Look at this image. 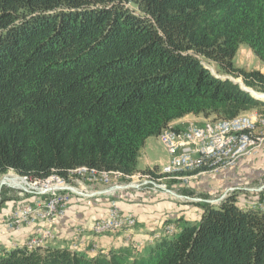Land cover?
I'll list each match as a JSON object with an SVG mask.
<instances>
[{
  "label": "trees",
  "instance_id": "1",
  "mask_svg": "<svg viewBox=\"0 0 264 264\" xmlns=\"http://www.w3.org/2000/svg\"><path fill=\"white\" fill-rule=\"evenodd\" d=\"M242 44L264 61V0H0V176L129 177L173 120L264 108L205 65L264 93V73L234 62ZM198 205L197 223L139 252L24 245L0 264H264V208L234 195Z\"/></svg>",
  "mask_w": 264,
  "mask_h": 264
},
{
  "label": "built area",
  "instance_id": "2",
  "mask_svg": "<svg viewBox=\"0 0 264 264\" xmlns=\"http://www.w3.org/2000/svg\"><path fill=\"white\" fill-rule=\"evenodd\" d=\"M223 119L221 118V125H214L213 118H211V123L186 120L181 125L172 124L170 132H160L157 137L167 157L160 164L158 171L170 174V169L179 171L181 167L195 166L197 162L220 161L222 155L228 150L236 151L233 166L241 157L255 155L264 148V113L255 111L253 116L246 119H239L237 116L236 122L230 126H223ZM254 138H261V145H254ZM68 175L74 176L70 180H67L66 176L50 180L26 181L25 185H21L20 194H32V200L31 202L21 201L10 214L6 215L5 219L2 218L3 227L10 229L13 226H31V237L23 241L29 244L38 243V240H53L55 235L52 224L65 213V205L70 196L90 192L88 188L81 187L80 184L95 182L109 184L114 178L92 180V175L84 176L76 173ZM121 186L118 185V187ZM123 186L138 187L140 185L130 181L129 184ZM39 189H47V197H38ZM261 203H264V197L260 198L256 204ZM135 225L134 215L121 212L112 201L107 214L97 219L91 228H98V234H102V228H111L114 232L123 231L126 234L128 245L140 247V243L147 242L151 235L146 236L145 239H135L133 236ZM173 225L175 224H166V229L162 233L172 231Z\"/></svg>",
  "mask_w": 264,
  "mask_h": 264
},
{
  "label": "crops",
  "instance_id": "3",
  "mask_svg": "<svg viewBox=\"0 0 264 264\" xmlns=\"http://www.w3.org/2000/svg\"><path fill=\"white\" fill-rule=\"evenodd\" d=\"M191 116L199 117L187 114L182 118L173 120L171 123L180 119L189 120ZM171 123H169L170 126H172ZM181 123L178 125H181ZM159 148L160 154H158ZM166 157L167 153L158 137L150 136L146 139L140 151L137 163L138 171L160 165L165 161ZM80 186L88 188L90 192L88 194L77 193L70 196L65 213L52 224L55 237L46 245L78 250L88 256H94L100 250L108 252L111 249L128 246L126 234L123 231L103 234H95L91 231V225L107 214L108 207L112 201L115 202L118 210L123 213H131L136 218L133 234L135 239H145L146 236L151 235L150 233L158 229L161 230L168 223L176 224V233V226L180 228L183 224L197 223L202 212L198 203L188 204L181 202L171 197L167 194L169 192L165 190L152 188L151 184L138 187H118L112 184L95 182L82 183ZM29 198L32 199V197ZM25 199H8L1 202L0 216L8 215L14 206H17L18 203ZM243 206H248V203ZM31 234V226H22L17 230L2 234L0 239L3 238L4 240H1L3 243L0 246V250L2 248H10L13 244L22 243ZM147 240L148 243L152 242L151 237Z\"/></svg>",
  "mask_w": 264,
  "mask_h": 264
},
{
  "label": "rangeland",
  "instance_id": "4",
  "mask_svg": "<svg viewBox=\"0 0 264 264\" xmlns=\"http://www.w3.org/2000/svg\"><path fill=\"white\" fill-rule=\"evenodd\" d=\"M235 64L240 67H245L246 69H259L261 70L262 73H264V61L259 59L246 44H242L239 46L237 53L235 55ZM205 65L211 68L216 74H218L216 67L213 63L205 62ZM218 75L225 76V74H218ZM235 79L239 80L240 78H235ZM254 91L255 90H252L251 92H254ZM258 93L262 95L259 97L264 99V93H261V92H258ZM255 111L258 113H261V112L264 113V108H260V109L255 108V109H252L247 112L240 113V114L249 115L251 113H255ZM208 119H211V118H204L202 116H199V117L191 116L189 118V120L194 121L196 123H204ZM182 121H186V120L180 119L171 124L178 125ZM168 127H170V125H168ZM160 153L161 152L159 148L158 154ZM159 167L160 165H157L156 169L154 168V170H151L153 172V175H151V173H148V172L146 174L139 173L141 172V170H139L136 173H134L133 176L122 178L123 176L121 175L122 176L121 178L114 177L112 181H110L109 184H112L114 186H118V185L123 186V185L129 184L130 181L138 185L151 184L152 188L154 189L159 188V190L162 189L167 192H169L168 190L172 191L167 194H169L173 198L180 200L181 202H185L188 204H193V202L198 203V202H203V201L208 202L210 204H217L222 198L228 197L230 195H234L236 198V201L242 206L245 203H248V206L254 207V208H259V205H264V203L256 204L260 198L264 197V148L255 155L241 157L237 161V163L233 166L232 164L226 167L208 166L207 168H204V169L201 168V169H196L192 171H189V170L183 171L180 174L175 175V176H165L161 174L160 171H158ZM73 173L78 174L75 171L69 174H73ZM98 174L99 173H96V175ZM17 175L19 174H17L13 170H8L6 173L2 174L0 176V179L5 182V185H3L2 188H5V193L7 192L6 194L8 196H11L12 199H17V198L25 199L26 198L24 202H31L32 199L29 197L33 196L32 194H28V193L20 194L21 188H18L19 186H16L13 184L12 186L11 183L7 182L9 180L11 181L12 178ZM142 175L143 177H141ZM73 176L74 175L67 174V177H68L67 180H70ZM51 178H58V176L56 175L48 176L44 180H48ZM31 180H36V179L26 178V181H31ZM38 197H47V191L38 190ZM203 199H207V200H203ZM67 205H68V202L65 205L64 211H66ZM15 208L16 206H14L10 212H12ZM2 218L5 219L6 215L0 216V236L2 234H5L8 231H12V230L14 231L22 227V226L20 227L13 226L10 229H5L2 224L3 223ZM175 225H173L171 232L162 233L166 229V225H164V227L161 230L158 229L150 233L152 242L148 243V240H147V242L140 243V247L132 246V245L130 246L133 248L134 251L139 252L147 244H151L157 240V238L152 237V234H154L155 232H159L160 236H166V235L170 236L171 234H175ZM176 228L178 231L179 228L177 226ZM95 234H98V233H95ZM29 237H31V235L28 236L24 241L29 240ZM2 239L3 238L0 239V246L3 243V241H1ZM49 241L51 240H42L41 245L42 246L46 245ZM14 246H24L27 248L26 242H22L19 244H13L12 247Z\"/></svg>",
  "mask_w": 264,
  "mask_h": 264
},
{
  "label": "bare ground",
  "instance_id": "5",
  "mask_svg": "<svg viewBox=\"0 0 264 264\" xmlns=\"http://www.w3.org/2000/svg\"><path fill=\"white\" fill-rule=\"evenodd\" d=\"M252 94L255 96H258V97L262 96V95H260V93L256 94L255 92H252ZM254 114L255 113H251L249 115L239 114L237 116L239 117V119H246L247 117L253 116ZM237 116H234V117L228 118V119L224 118L223 119V126H230V124L236 122ZM204 123H211V119H208ZM214 125H221V118L214 119ZM162 132H170V127L165 128ZM254 145H261V138H254ZM235 159H236V151L235 150H228L225 152V154L222 155V160H220V161H211V163H209V162H197V165L189 166V167H181L179 171L177 169H170V174H169V172H160V173L165 175V176H175V175L180 174L183 171H187V170L192 171V170H196V169H201L202 167H208V166L226 167V166L231 165ZM73 171L77 172L78 174L84 175V176H91L92 175V180L108 179V177H115V178L119 177L118 174L113 173V172H99V174L96 175V173H98V172H95L93 170H88L85 167H77ZM83 173H85V174H83ZM17 176H14L11 181L9 180L7 182L11 183V185L13 184V185L19 186L18 188H21V185L26 184L25 183L26 177L23 176L21 178V176H18L19 177L18 178ZM38 180H44V179H38ZM48 180H50V179H48ZM39 190L47 191V189H39ZM259 208L263 209L264 205H259ZM91 230L95 233H98V228H91ZM112 231H114V229L102 228V233L112 232ZM167 232H171V231H167ZM166 236H168V235H166ZM152 237L159 239L162 236H160L159 232H155L154 234H152ZM41 242H42V240H38V243H30L29 244V242H26V244H27L28 248H33L35 246H42Z\"/></svg>",
  "mask_w": 264,
  "mask_h": 264
},
{
  "label": "water",
  "instance_id": "6",
  "mask_svg": "<svg viewBox=\"0 0 264 264\" xmlns=\"http://www.w3.org/2000/svg\"><path fill=\"white\" fill-rule=\"evenodd\" d=\"M210 69V71L214 74V75H216V76H218V77H223V78H229V79H231V80H233V81H235V82H238L239 84H240V86H241V88L243 89V90H245V91H247V92H249L250 94H252V92H251V90L249 89V87H247V86H245L243 83H242V81L239 79V80H237V79H234V78H232V77H230V76H227V75H225V76H220V75H218V74H216L211 68H209ZM256 94L258 93V91H254ZM261 93H263V92H261ZM253 95V94H252ZM255 98H258V99H261V100H264V99H262V98H260V97H258V96H255V95H253ZM3 185H5V182L3 181V180H1L0 179V190H1V188L3 187Z\"/></svg>",
  "mask_w": 264,
  "mask_h": 264
}]
</instances>
